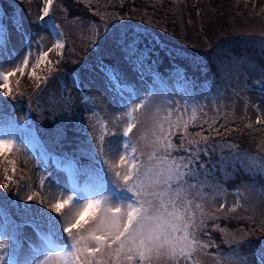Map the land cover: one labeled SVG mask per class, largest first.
<instances>
[{"label":"rangeland","instance_id":"374dc122","mask_svg":"<svg viewBox=\"0 0 264 264\" xmlns=\"http://www.w3.org/2000/svg\"><path fill=\"white\" fill-rule=\"evenodd\" d=\"M211 1L0 0V264H264V59L206 72L189 56L208 92L151 80L176 65L165 36L191 50L206 26L264 47L242 36L264 37V0H217L191 26L189 5ZM36 143L74 161L46 164ZM47 228L71 247L52 252Z\"/></svg>","mask_w":264,"mask_h":264},{"label":"trees","instance_id":"16d2710c","mask_svg":"<svg viewBox=\"0 0 264 264\" xmlns=\"http://www.w3.org/2000/svg\"><path fill=\"white\" fill-rule=\"evenodd\" d=\"M212 3H199V4H191V6L189 5V7L187 8V10L190 13V20L193 22V25L191 24V26H195L196 24H200V19H196L198 17H200L199 15L202 13L204 14L205 12L206 15L208 16L206 19L207 21H210L213 17L214 19H216L215 16V11L219 10V6H217V0L215 1H211ZM219 3V2H218ZM185 13V12H184ZM199 13V14H197ZM219 13L221 14V17H223V15H227L226 13H221V11H219ZM186 14V13H185ZM188 18V19H189ZM204 19V16L203 18ZM79 20V19H77ZM199 22V23H197ZM168 27H174V22H169V24H167ZM203 26V25H202ZM166 32L167 30L164 29ZM201 31H203V40L205 43L200 44L198 43V47H193L191 48V50H188L186 47H184L182 45L181 46H176L174 44L171 43H177L175 42V40L173 39H168V41H166V37L161 40L163 44H165L163 46L164 51L162 55H164V53H168L166 54L170 60H173L176 63V65H172L173 67H165L163 66L162 68H160L159 70H153L155 72H157L158 74H165L166 72H168V74L170 73H176V77H180L181 79H184L187 83H189L190 85H192V90H196V89H201V85H205V86H212L210 82L206 81V80H201V79H190L187 77L186 72L184 71L185 68L183 67L184 64L190 63V61H188V57L192 56L195 57L197 59V64L198 65H204V67H202L206 72H210L209 69L213 68L216 64V62L218 60H229L230 58H239V55H241V57H243V55L245 53H249L251 55H253V58H256L257 60L259 59H264V47H259L254 49L253 47L244 44V45H238V41L235 40V38H232L234 35H227L226 33H223L222 37H217L215 38L213 36V32L211 31L210 27H206L204 26L203 30L201 29ZM222 32H220L219 34H221ZM239 35V34H238ZM237 35V36H238ZM162 34L158 33L157 30L155 29L154 31H152V39L154 40L155 37H161ZM236 36V35H235ZM243 37H247L246 40L250 41L253 39H259V40H264V37H257L254 35H243ZM159 39V38H158ZM187 40H184L183 42H186ZM178 53H187L189 55L186 54H178ZM170 54V55H169ZM171 54H175L177 55L175 58H172ZM103 61V60H101ZM153 59H146L145 62V66L148 67L152 64ZM163 64H166V60H162ZM188 69V67H187ZM67 133L69 134V138H72L73 136L75 137L76 134L73 132H69L67 131ZM68 147V146H67ZM55 150V149H54ZM58 154L65 156L66 158L74 161L73 156H75V154L68 149H62L60 150V153L55 150ZM63 153V154H62ZM189 153V152H188ZM171 154L173 156H179L180 158H184V154H181L180 152H176V151H172ZM217 165L218 167L221 168V165L224 164L223 160H219L217 159ZM206 169H209L207 166L205 167ZM200 168H198L199 170ZM199 172L204 173L205 169L203 168V172L199 170ZM189 180H197L196 177H190L188 178ZM11 220V218H10Z\"/></svg>","mask_w":264,"mask_h":264}]
</instances>
